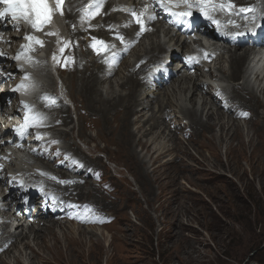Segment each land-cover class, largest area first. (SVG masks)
Returning <instances> with one entry per match:
<instances>
[{"label": "bare ground", "instance_id": "6f19581e", "mask_svg": "<svg viewBox=\"0 0 264 264\" xmlns=\"http://www.w3.org/2000/svg\"><path fill=\"white\" fill-rule=\"evenodd\" d=\"M87 1L63 0L59 7L64 16L61 23L63 32L59 31L61 43L53 42V45L58 47L57 52H59L53 69H56L58 79L64 86L63 96L74 106L79 132L83 120H85L81 113L82 109L87 110V112L90 110L94 112V116L104 119L110 115L108 123L105 124L107 126L105 129L110 131L107 132L106 135L109 136L105 141L107 140L109 144L114 143L118 149L124 150L125 155L140 163V156L136 152L137 145L141 146V151L144 152L143 156L147 159H151L157 153V157H154L155 160L159 159L160 156L163 157L165 153L172 149L160 148V150L153 151L152 146H155V142L161 140V137H167L170 144L174 143L173 148L176 151L188 155L187 149L182 148L180 140L175 136L177 135L176 132L169 130L172 124L181 125V119L188 120V125L182 126L183 134L191 137L194 133L195 135L197 133H200V135L208 133L211 140L216 137L223 139V136H230L231 138L238 134L240 125L236 117L250 121L249 123L245 122V124L256 125L252 118L254 116L257 120L261 115V110H264V102L258 98V95L264 97V87L261 86L263 88L260 89L257 86L256 90H253L254 87L250 86L249 78L255 75L253 78L258 81L260 74H256L260 73L264 66V50L256 57V60L251 59L252 64L247 63L243 66V62L255 47V43L250 39L248 29L255 25H264V20L262 21V17H264V0H230L235 8L228 9L230 13L223 12V14L222 11L220 12L222 8L220 7L221 9L217 10V7L220 4H227L229 0H191L193 5L201 10L195 11V17H192L189 12L188 16L195 19L198 15L203 17L207 13L209 19L203 21L204 23L195 20L190 32H188V28L185 29L183 21L176 24L169 23L170 16L162 0H94V3H100L99 6L97 5L98 8L90 14V18L83 21V17L81 20L79 19L82 16L80 10ZM113 7L127 9L128 11L134 10L133 12L136 15L142 17L143 28L135 26L132 20H127L126 17L127 26H125V23H122L116 17L118 11L115 12ZM6 8L7 4L0 0V12H3ZM241 8L252 9V11L241 12ZM49 9L52 13L57 8ZM142 10H144V13ZM95 18H101V21L99 23H88ZM12 19L10 14L0 18L1 47L7 53L18 56L24 61L30 59L38 69H41L39 72L47 78L48 90L40 96L39 108L32 99H29L24 107V115L29 121L34 119V122L38 123L32 128L33 130L52 131L53 138L46 141V144L49 145L46 150L44 148L43 150H30L31 154L36 157V161L40 163L38 170L36 169L39 174L21 169V174L25 175L24 177H31V180L26 181V185L30 184L32 189L27 190V187L23 189L22 186L17 185L12 192L10 190L6 196L0 199V203H4L1 208L2 218L3 216L7 217L5 222L0 223V255H6L11 248L14 249L21 243H24L25 250L26 248L29 249L27 242L29 237L33 236L38 251L30 248V253L39 260V264H71V260L75 257L73 254L76 252L65 246V242L64 251L67 255L59 262L53 258V253L59 252L58 249H62L59 246L61 240H58L56 231L64 228L67 231L66 224L69 226L72 222L80 225L83 224V221L93 223L95 218L90 217L89 214L85 217L83 210H86V212L87 210H94L97 214L106 211L107 205L98 199L95 186L93 187L89 182L90 179H94L93 173L99 170L98 164L101 157L93 155L94 152L85 153L81 148L70 142L69 138L73 140L72 127L67 130L56 128L58 126L67 127L70 123V112L58 98V92L54 89L55 83L54 81L51 83L52 79L49 75L48 62L52 55V41L48 37V35H51V31L45 27L48 20L39 25V27L43 25L44 31H42V38L37 39L34 32H39L35 30L37 27H33L32 22L19 17L18 19L23 24L22 27L20 24L14 23ZM165 24H168L166 29H164ZM49 25L53 29L55 27L54 20ZM208 25L212 28L208 29ZM232 25H236L237 29H233ZM185 32L188 35L195 36L191 40L193 45L197 46L196 50H190L191 47L189 48L185 41H180L182 40V34H185ZM197 34L206 38L207 42L200 43ZM259 35H264V31L257 34V36ZM162 37H165L167 42ZM113 39H118L119 42L115 41L114 45H108V42H112ZM173 40L179 51L183 52L184 50L185 52L184 55L176 53V57L182 55V58H185L181 60L182 64L177 63L173 67H169L171 64H167L166 67L164 66L163 71L148 73L147 66L161 62L162 60L160 61L159 58L163 59L164 55L169 53L166 45ZM210 40L214 41L212 42V50L206 49V45ZM220 41L227 46H217L216 43ZM262 42L264 45V39H262ZM243 45H249L250 48L236 50L237 47ZM42 46H45V49H43L45 57L42 54L39 57H33L32 54L39 52ZM88 50L89 52H87ZM194 57L196 63H193ZM2 59L3 73H0V87L5 85L4 89H6L8 83L15 84L18 81L17 74L26 72L28 69L16 65L8 58ZM206 59H209L207 60L209 63L213 62L216 74L209 73L210 68L203 70L202 64ZM223 64L227 65L226 69ZM196 65L201 67L198 68ZM121 71L125 72V76L118 84L121 92H116L112 78H117L116 76ZM9 72L11 73L10 76L5 75ZM166 72H171L170 80L163 77ZM204 72H208V79L212 81L225 80L229 85L217 92H212L209 83L198 80L199 77L206 78ZM102 77H106L104 81L101 80ZM236 78L242 79V83H233L232 80ZM114 80L116 81V79ZM100 82L101 84L104 82L105 85L103 93L98 89ZM259 84H261V81ZM165 97H167V100H165ZM83 98L89 105L86 103L81 108L78 106L76 99L83 100ZM5 102L10 106L9 111H5ZM18 102L14 95L6 94L5 98L0 97V119L3 120V122H0V158H4L8 161L7 163L12 162L10 159L13 156L20 158V160L23 159L24 156L18 157V153L14 152L16 148L13 150L12 147L25 149L26 146L21 143L25 141L26 135L32 130L19 129L18 132L14 129L11 130V126L7 125L9 116L13 118V124L16 125L18 124L15 119L22 118L21 112L19 113L16 110ZM81 103L83 104V101ZM136 107L142 108L139 113L143 110L151 111L150 118L142 121L141 117L138 116L136 120L132 121L131 116L137 113ZM168 110L179 113L182 118L171 119L168 116ZM224 114L229 116L226 122L223 121ZM262 120H264V117H262ZM1 123L5 125V129H3ZM95 123L100 126L98 120ZM136 124H138L136 131H133L132 126ZM217 126L220 129L219 135L213 133L214 128ZM225 128L227 129L225 130ZM78 138V140L81 139ZM83 138L84 143L87 144L88 137L83 135ZM54 142H61L63 144L62 149H56L53 145ZM6 150H9L8 157L4 155ZM72 162H76L78 165L76 167L70 166ZM154 162L151 166H154ZM141 163L140 166L143 171L145 162L142 163L144 166ZM157 168L158 166L153 172ZM3 171H5V166L0 167V195L3 193L1 186L10 187L9 183L13 181V178L3 177L1 175ZM68 173L73 176L70 178ZM41 185L45 190L38 191L35 193L36 196H33L34 188ZM17 191L21 192L18 198H24L20 208L25 206V212L20 210L19 205L16 204L15 194ZM48 191L52 193L49 195ZM25 199L28 202H25ZM36 202L38 206H35ZM11 206H13V209ZM29 218L31 220L27 225L20 224L21 221L26 222ZM11 221H17L19 224L14 227L12 232L6 231L10 227L9 222ZM78 228L83 229L80 226ZM50 241H52L51 246L48 245ZM76 245L78 246V244ZM40 251L43 253L42 255H40ZM17 263L21 264L18 259Z\"/></svg>", "mask_w": 264, "mask_h": 264}, {"label": "rangeland", "instance_id": "374dc122", "mask_svg": "<svg viewBox=\"0 0 264 264\" xmlns=\"http://www.w3.org/2000/svg\"><path fill=\"white\" fill-rule=\"evenodd\" d=\"M93 1L90 0L84 3L80 10L82 11V16L79 17L80 20L82 17L83 21L90 18V14L98 8L97 5L99 6L100 3H94ZM191 4L193 5L192 2ZM219 8L217 7V10L221 9ZM113 9L115 12L118 11L116 17L122 23H125V26H127V18V20L131 19L135 26L143 28L142 17L138 14L136 15L133 12L134 10L128 11L127 9L118 7H113ZM200 10V8H197V11ZM221 11L222 14L223 12L230 13V10L227 8L221 9ZM121 12L123 13L121 14ZM56 13H58V9H55L50 14V19H48V23L45 26L51 28L49 23L54 20L55 27L47 29L55 32L62 31L61 23L64 17L62 10L57 18ZM263 20L264 17H262ZM100 21L101 18H95L88 23H99ZM165 25L164 29H166ZM207 27L208 29L212 28L210 25ZM232 27L233 29H237L236 25H232ZM39 35L40 33L34 32V36L37 39L40 38ZM50 36L48 35L49 38ZM164 39L166 38L164 37ZM115 41L119 42L118 39H113L112 42H108V45H114ZM186 44L189 48H195L193 42H186ZM174 45V43L166 45L169 53L164 55L163 59L165 60L159 58L160 61L162 60L161 62L153 63L149 67L147 66L146 70L148 73L163 71L167 64H171L169 67L177 65V63L182 64L181 60L185 59L182 58V55L185 52L184 50L180 52L179 48ZM217 46L227 45L219 42ZM51 48L52 55L48 63L50 70L54 72V63L57 60V58L55 60V53L58 51V47L53 45V41L51 42ZM211 48L213 49V46L206 47V49L212 50ZM240 48H250V46L243 45L237 47L236 50L238 51ZM43 49H45V46H42L40 50L41 54L45 57ZM176 53H181L182 55H177L176 57ZM32 56L34 57L33 54ZM195 60L196 58L194 57L193 63H196ZM207 60L209 59H206L202 64L203 70L210 68L209 73L216 74L213 62L209 63ZM28 61L31 60L29 59ZM223 66L225 69L227 68L226 64H223ZM196 67L200 68L201 66L196 65ZM40 70L38 69V71ZM204 73H206L204 74L206 78L199 77L198 80L209 83L212 92H217L229 85L225 80L212 81L208 79V72ZM118 74L117 78H112L114 81L113 87L116 92H121L118 84L125 76V72L121 71ZM258 74H260L258 81L256 78H253L255 75L249 78L250 86L254 87L253 90H256L257 86L260 89L264 87V66L260 73L256 75ZM170 75L171 72H166L163 77L170 80ZM105 78L102 77L101 80L104 81ZM50 79H52L51 75ZM53 81L51 80V83ZM260 81L261 84H259ZM232 82L242 83V79L236 78ZM54 83V89L58 92V98L70 112V123L67 127L58 126L56 128L67 130L72 127L73 140L69 138L70 142L81 148L85 153L90 154L94 152L93 155L101 157L98 164L99 170L93 173L94 179H90L89 182L93 187L95 186L98 199L107 205L106 211L100 214H97L94 210H87V212L83 210L85 217L89 214L90 217L95 218L94 224L83 221V224L80 225L72 222L69 226L66 224L68 227L67 231L65 228L57 229V238L59 241L61 240V245L59 246L63 250L58 249L59 252L53 253V258L56 261H61L67 255L64 251L65 246H67L70 250L78 253L73 254L75 257L71 260V264H264V120H262L264 110H261V115L257 120L253 116V122H256V125L253 126L245 124V122L249 123V120L236 117L240 125V131L238 134H235L237 135L236 137H234L235 135L231 138L230 136H223V139L216 137L212 140L209 137L210 135L208 136V133H205V135H203L204 133L202 135L200 133L195 135L194 133L191 137L183 134L182 126H187L188 120L181 119L182 116L179 113L168 110L167 113L171 119H181V125L172 124L169 130L171 129L176 132L177 135L175 136L180 140L182 148L187 149L188 155L176 151L173 148L174 143L170 144L167 137H161L162 141L159 139L155 142V146H152L153 151L160 150V148L172 149L165 153L163 157L160 156L156 160L157 153L151 159H147V157L143 156L144 152L141 151V146L137 145L136 152L140 156L139 162H145V166L141 163L145 168L142 171L140 163L132 157L125 155L124 150L118 149L114 143L109 144L107 140L105 141L109 136L106 135L108 134L107 132H110L105 129L107 128L105 124L108 123L110 115L104 119L94 116V112L90 110L87 112V110L82 109L81 113L85 120H83L79 132L77 117L73 109L74 106L62 94L64 90L63 84L59 79L58 82L54 81ZM102 84L100 82L98 87L101 93L105 90L104 82ZM258 98L264 102L262 95H258ZM165 100H167V97H165ZM82 101L83 104L81 103ZM76 102L81 108L87 103V101H84V98L83 100L76 99ZM6 103L4 105L5 111H9L10 106ZM136 110L138 114L136 113L131 116L132 121L136 120L138 116L141 117L142 121L150 118L151 111L143 110L139 113L142 110L141 107H136ZM45 114L47 115V113ZM224 116L223 121L226 122L229 116L225 114ZM97 120L100 126L95 123ZM0 122H3V120L0 119ZM8 123L7 125L11 126V130L12 125H16L10 120ZM1 126L5 129V125L1 123ZM137 126L138 124L133 125L132 130L136 131ZM219 130V126H217L214 128L213 133L219 135ZM31 131L26 135V142L21 143L26 146L25 149L12 147L13 150L16 148L14 152L18 153V157L24 156L22 160L13 156L11 159L9 158L12 162L7 163L8 161L1 158L10 165V167L5 166V169L9 168L8 172L7 170L6 172L3 171L1 175L13 178V181L9 183L10 187L6 185L1 186L3 193H1L0 199L6 196L10 190L12 192L17 185L22 186L23 189H26L25 187L31 189L28 184L26 185V181L31 180V177H24L25 175L21 174L22 168L30 170L33 174H39L37 168L40 166V163L36 161V157L31 154L30 150H43V148L46 150L49 147L46 141L53 138V133L52 131H45L41 132V135H34ZM77 135H79L78 137L81 138V141L78 140ZM83 135L89 139L86 141L87 144L84 143ZM164 142L166 143L164 144ZM53 145L58 150L62 149L63 146L61 142H54ZM4 155L8 157L9 150L4 151ZM153 162L154 166H151ZM77 165L76 162L70 164V166L74 167ZM1 166L3 165L0 164ZM156 166L158 168L153 172ZM17 170L22 177L16 175ZM8 174L12 175L9 176ZM70 174L68 173L71 178L73 175ZM42 190H45L42 185L37 186V188L35 187L33 196H36L35 193ZM20 193L19 191L16 192L15 201L19 205V209L25 212V206L20 208L24 199L18 198ZM50 193L52 192L48 191L49 195ZM2 205L4 206V203H0V223L7 220L6 216L2 218ZM35 206H38L37 202ZM11 208L13 209V206ZM42 211L44 210L42 209ZM30 220L31 218L27 219L26 222L21 221L20 224L25 226ZM18 224L17 221H11L10 227L6 231L12 232L14 226ZM79 226L83 227V229H79ZM78 231H81V233ZM64 242L66 243L65 246ZM27 243L29 244V249L26 248L25 250L24 243H21L17 245L19 248H11V252H7L6 255L1 254L0 264H18L17 259L21 264H39V260L34 258L30 253V248L34 251L37 250L33 236L29 237ZM48 245L51 246L52 241ZM42 254L40 251V255ZM79 254L80 256H78Z\"/></svg>", "mask_w": 264, "mask_h": 264}, {"label": "clouds", "instance_id": "9594fccd", "mask_svg": "<svg viewBox=\"0 0 264 264\" xmlns=\"http://www.w3.org/2000/svg\"><path fill=\"white\" fill-rule=\"evenodd\" d=\"M53 4L56 5L57 1L53 0ZM60 14H61V11L58 14V16ZM253 27L249 28L248 32H250ZM47 28L51 29L50 27H47ZM165 28H166V26H165ZM42 31H43V28L40 31H38L40 33V38H42V36H43ZM51 31H52V34L50 36L51 40L55 43H57L58 41H59V43H61L60 32L59 31L55 32L53 30H51ZM198 36H200V35H198ZM250 36H251V34H250ZM251 38L250 39L255 43V47L252 50V53L245 58V60L243 62V66L247 63L252 64V60H256V57L264 50V45H263L262 39H259V36H257V35L251 36ZM0 39H1V33H0ZM163 40L167 42V39L165 40L163 38ZM191 42H193V41L191 40ZM212 42H214V41L210 40V42L207 43V46H212ZM169 43H175V41L174 40L169 41L168 45H169ZM218 43L219 42H217L216 44H218ZM58 53L59 52L55 53V60L58 56ZM40 54H41V51L36 52L34 54V56L39 57ZM2 58H8L12 62H14L16 65L23 66L26 69H28V71H26V72L17 74L18 81L15 84L8 83L6 89H4L5 85L0 87V97L5 98L6 94L14 95V96H16L17 101H19L16 110L19 111V113L21 112L22 118L15 119V122L18 125H12V129H14L18 132L20 131L19 129H32L33 127H28V125L25 123L26 122V116L24 115V107H25L26 102L29 99H32L35 102L36 106L39 108V105H38L39 98L42 94H44L48 90L47 82H46L47 79H46V77H44V75H42L38 71L37 67L34 65L33 62L24 61L18 56H14L12 54L7 53L6 50L1 47V43H0V73H3V69H2L3 67H1V63H3ZM48 69H49V73L51 75L52 80H54L55 82H58V75H57L56 69L54 72H52L50 70V67H48ZM5 75L10 76L11 73L9 72V73H6ZM9 120L12 121L13 118L11 116H9ZM31 132L35 133L34 135H41V131H39L38 129L33 130ZM8 175L10 176L11 174H8Z\"/></svg>", "mask_w": 264, "mask_h": 264}, {"label": "snow or ice", "instance_id": "6c2138e0", "mask_svg": "<svg viewBox=\"0 0 264 264\" xmlns=\"http://www.w3.org/2000/svg\"><path fill=\"white\" fill-rule=\"evenodd\" d=\"M2 2L7 4V8L3 12H0V18H3L4 16L9 14L13 19L22 17L32 22L33 27L37 28L42 22L50 19L51 10L48 8V5L45 3V0H2ZM62 2L63 0H57L58 8L62 4ZM183 2L187 4L188 0H183ZM175 6L179 7L180 5L179 3H177L175 4ZM188 7L191 8V4H188ZM219 7H221L222 9H232L235 8V5L229 0L227 4H220ZM240 11L248 12L252 11V9L241 8ZM177 15L183 16L189 15V13H178Z\"/></svg>", "mask_w": 264, "mask_h": 264}, {"label": "trees", "instance_id": "16d2710c", "mask_svg": "<svg viewBox=\"0 0 264 264\" xmlns=\"http://www.w3.org/2000/svg\"><path fill=\"white\" fill-rule=\"evenodd\" d=\"M263 243V242H262Z\"/></svg>", "mask_w": 264, "mask_h": 264}]
</instances>
